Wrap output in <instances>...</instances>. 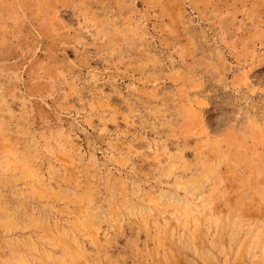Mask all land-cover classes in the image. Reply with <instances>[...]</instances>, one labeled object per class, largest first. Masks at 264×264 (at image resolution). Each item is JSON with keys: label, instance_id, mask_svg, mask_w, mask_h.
Returning a JSON list of instances; mask_svg holds the SVG:
<instances>
[{"label": "rangeland", "instance_id": "1", "mask_svg": "<svg viewBox=\"0 0 264 264\" xmlns=\"http://www.w3.org/2000/svg\"><path fill=\"white\" fill-rule=\"evenodd\" d=\"M0 264H264V0H0Z\"/></svg>", "mask_w": 264, "mask_h": 264}]
</instances>
